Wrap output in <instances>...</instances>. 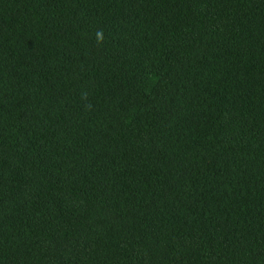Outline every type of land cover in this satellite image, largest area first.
Returning <instances> with one entry per match:
<instances>
[{"label": "trees", "instance_id": "1", "mask_svg": "<svg viewBox=\"0 0 264 264\" xmlns=\"http://www.w3.org/2000/svg\"><path fill=\"white\" fill-rule=\"evenodd\" d=\"M0 264H264V0H0Z\"/></svg>", "mask_w": 264, "mask_h": 264}]
</instances>
